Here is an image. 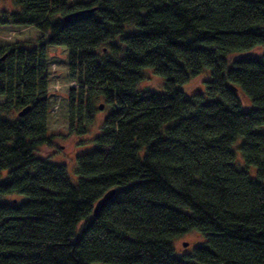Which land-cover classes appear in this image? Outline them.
<instances>
[{
  "label": "trees",
  "instance_id": "1",
  "mask_svg": "<svg viewBox=\"0 0 264 264\" xmlns=\"http://www.w3.org/2000/svg\"><path fill=\"white\" fill-rule=\"evenodd\" d=\"M13 3L0 26L49 37L30 49L0 45V200L24 197L0 201V264H264V53L227 59L264 47V0ZM49 46L66 49L78 85L68 90L70 133L86 140L95 103L112 106L81 143L75 184L64 164L39 156L50 143ZM205 67L204 91H184ZM150 68L164 92L136 89ZM240 94L254 108L243 110ZM25 106L22 117L2 116ZM239 138L246 167L232 147ZM192 231L206 245L176 256L173 240Z\"/></svg>",
  "mask_w": 264,
  "mask_h": 264
},
{
  "label": "rangeland",
  "instance_id": "2",
  "mask_svg": "<svg viewBox=\"0 0 264 264\" xmlns=\"http://www.w3.org/2000/svg\"><path fill=\"white\" fill-rule=\"evenodd\" d=\"M72 1H87V0H72ZM2 10L9 12H14L19 10V8L13 3V0H0V13ZM127 30L128 27H126ZM125 28V29H126ZM125 30V31H127ZM49 33H43L39 30H36L34 27H22V26H13V25H1L0 26V45H22L26 48H33L43 41L48 39ZM104 50V53L109 54L106 46L101 47ZM46 60L47 61V75H48V93L49 101L48 103V115H47V136L50 139L48 145H43L40 148V155L45 157L54 163H62L67 167L68 175L72 183H77L79 176L76 174V156L82 151L81 143L86 142L90 143L93 141L95 135L101 131V124L104 118L112 110V106L107 105L103 99H99L95 105L98 107V110L95 113L94 121L89 125L87 135L83 141V137L69 132V123H68V98L71 88L77 87L75 81H69L67 69V51L63 46H49L47 49ZM264 53V47L258 46L253 50H249L244 53L229 55L228 62L229 65L235 58L239 57H249L257 58ZM122 56V52L118 53V57ZM144 79L139 82L136 86L138 90H151L154 92L162 93L164 92V79L162 76L155 74L151 68L143 71ZM210 69L205 67L202 69V72L198 74L197 77L192 78L186 85L182 86V89L189 94H193L196 91L205 89V83L211 78ZM184 90V91H185ZM240 100L243 110L248 111L254 108V104L249 97L244 94H240ZM7 101L6 95L0 94V104H4ZM100 104H103V108L99 110ZM17 110H10L9 114L2 113L3 117L8 119H14L18 117ZM260 129H264V126ZM82 139V140H81ZM241 142L239 138L234 145L232 146L236 152L237 165L241 167H246L243 158L241 157V152L238 149V145ZM85 144V143H83ZM93 147V145H92ZM247 170L252 178L257 177L256 167L248 166ZM21 195H11L4 196L0 201L2 202H14L17 199H23ZM186 242L187 246L182 245ZM204 236L197 231H192L186 233L185 235L175 238L173 240V247L175 249L176 256H185L186 254L192 253V251L197 246H203L205 244ZM93 264H107V263H93Z\"/></svg>",
  "mask_w": 264,
  "mask_h": 264
},
{
  "label": "water",
  "instance_id": "3",
  "mask_svg": "<svg viewBox=\"0 0 264 264\" xmlns=\"http://www.w3.org/2000/svg\"><path fill=\"white\" fill-rule=\"evenodd\" d=\"M86 12L89 11H93V9H87L85 10ZM84 12V10H79L76 11L74 13H70L67 16L63 17L64 21L67 22L70 19L74 18L75 16H79ZM103 108V104H100L99 106V110ZM30 110V106H25L24 108H22L16 115H18L19 117H22L24 115H26ZM116 189H110L109 191H107L104 196L102 195V197L96 202L94 209H93V216L96 217L100 214L101 210L103 209L104 205H106L110 199L113 197L114 193H115ZM187 243L184 242L182 245L187 246Z\"/></svg>",
  "mask_w": 264,
  "mask_h": 264
}]
</instances>
